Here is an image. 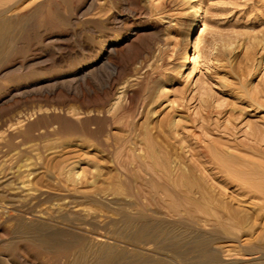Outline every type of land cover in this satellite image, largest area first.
<instances>
[{
  "label": "rangeland",
  "instance_id": "374dc122",
  "mask_svg": "<svg viewBox=\"0 0 264 264\" xmlns=\"http://www.w3.org/2000/svg\"><path fill=\"white\" fill-rule=\"evenodd\" d=\"M187 1L0 0V264H264L257 199L201 163L264 119V0H197L192 39ZM193 190L242 223L182 214Z\"/></svg>",
  "mask_w": 264,
  "mask_h": 264
},
{
  "label": "bare ground",
  "instance_id": "6f19581e",
  "mask_svg": "<svg viewBox=\"0 0 264 264\" xmlns=\"http://www.w3.org/2000/svg\"><path fill=\"white\" fill-rule=\"evenodd\" d=\"M5 1V0H4ZM187 1V0H186ZM191 4V8H190V14L188 15V18H187V33H188V39H192L195 37L197 31L201 28V25H202V16H203V13H204V10L202 8V6L198 3L197 0H188ZM187 1V2H188ZM19 2V1H18ZM27 2V1H26ZM188 2V3H189ZM3 4L5 2H2ZM1 4V3H0ZM19 4V3H18ZM17 5V4H16ZM88 5V4H87ZM4 7V5L2 6ZM11 7V6H10ZM79 7V6H78ZM92 7V6H91ZM90 7V8H91ZM77 8V7H76ZM6 9H0V17L4 19V16H2L1 14H3L5 12ZM2 22V21H1ZM159 32V31H158ZM197 38V37H196ZM117 41V40H116ZM197 44V43H196ZM110 50H114L113 47H110ZM101 53V52H100ZM109 54V53H108ZM102 58H105V57H102ZM107 58V57H106ZM193 58L191 57L190 53L189 52H186L185 56H184V59H183V66H187L189 65L191 62H192ZM139 73V72H138ZM90 74V71H87L86 73H84V75L82 77L84 78H87L88 75ZM87 76V77H85ZM83 79V78H82ZM81 79V80H82ZM124 84V83H123ZM72 88V87H71ZM123 88V87H122ZM209 92V91H208ZM205 94V93H204ZM207 94V93H206ZM207 96V95H206ZM239 102V101H238ZM248 103V102H247ZM247 106L251 107L250 109L251 110H255L257 107H261L262 104L260 103H250V104H247ZM139 111V110H138ZM206 112V115L208 116L210 111L209 110H205ZM219 111V110H218ZM204 112V111H203ZM244 113V112H243ZM249 113V112H248ZM200 114V113H199ZM220 114V113H219ZM235 115V114H234ZM238 115V114H237ZM201 116V115H200ZM236 116V115H235ZM240 118H241V114H239ZM203 117V115H202ZM201 117V118H202ZM233 115L231 114V116H229L227 118L229 124L225 126V132L230 135H234L235 131L234 130H237L236 133L238 131H240L241 129L238 128V124L240 123H243L241 122V120L237 123H235L234 121H237L239 118L237 117H234V119H232ZM237 119V120H236ZM163 120V119H162ZM234 120V121H233ZM263 121H261L260 124H258L257 122L254 124H249V130H244L243 134L245 136V139L244 141H241L242 143L240 144H236L234 145L236 147V149H240L239 146H242V150L243 151H246L249 153V155H247L245 157V152L243 154L244 157H241V156H238L236 154H232V163L233 162H238V163H243L244 165L247 166V169H243V165H240L242 167L240 168H236L234 165L231 164H228L227 163V159H222L220 158L218 155H216V152L213 151L212 149L208 150V149H204V150H201V156L203 157L206 156V159L204 161H201V160H198V163L199 161H201L202 165L205 164V163H211L214 165V168L217 169V172L221 174V176L224 178V181H229V183H235L236 185H239L240 186V193L241 196H248L249 198H255L257 199V203H252L254 204L252 207L255 208L256 210V213L257 214H262L264 215V119H262ZM234 122V123H233ZM246 122V121H245ZM241 125V124H240ZM239 125V126H240ZM243 131V130H242ZM211 132V131H210ZM180 133V132H179ZM236 135V134H235ZM227 136V135H226ZM236 137V136H235ZM222 138V137H221ZM220 138V139H221ZM231 139V138H230ZM233 139V138H232ZM196 140V139H194ZM225 140V139H223ZM229 140V139H228ZM234 140V139H233ZM232 141V140H231ZM186 142V141H185ZM225 143L227 144L228 141ZM233 143H236V139H235V142L233 141ZM239 143V141H238ZM188 144V142H187ZM196 145V144H195ZM197 146V145H196ZM233 146V145H232ZM230 146V148L232 147ZM191 147V146H190ZM228 147V146H227ZM60 148V147H59ZM66 148V147H65ZM226 149H229V148H226ZM235 149V148H234ZM216 150V149H215ZM218 150V149H217ZM186 152V151H185ZM193 155H197L199 156L200 154H198L195 149L193 150ZM229 153V150L226 151L225 149H220V154L223 155V156H229L228 154L226 153ZM77 153V152H76ZM200 153V152H199ZM203 154V155H202ZM240 154V153H239ZM191 155V154H190ZM230 156V157H231ZM62 157V156H61ZM196 157V156H195ZM195 157H193L195 159ZM257 157L259 160H256ZM95 158V157H94ZM202 158V159H203ZM230 163V162H229ZM200 164V163H199ZM202 167V166H201ZM211 166H209L210 168ZM246 168V167H245ZM205 170V169H203ZM209 170V169H208ZM214 170V169H212ZM30 171V170H29ZM207 171V170H205ZM28 172V171H27ZM80 172V171H79ZM216 173V172H215ZM219 175V174H218ZM217 176V175H216ZM219 177V176H217ZM23 178V177H22ZM2 179V178H1ZM91 181V180H90ZM4 183V182H3ZM21 183V182H20ZM221 183V182H220ZM23 184V183H22ZM27 184V183H26ZM29 184V183H28ZM168 184V183H167ZM227 184V183H226ZM230 185V184H229ZM220 186V184H219ZM222 187L224 186L221 185ZM42 187V186H41ZM221 187V188H222ZM24 188V187H23ZM226 188V187H225ZM17 190H19L17 188ZM21 190V189H20ZM192 191V189H190ZM189 190V191H190ZM28 191V190H27ZM32 191V190H31ZM55 191V190H54ZM53 191V192H54ZM196 192V194L198 193V195H200L201 197V202H198L196 203L197 201L200 200V198H197L199 200H197L195 197L192 198V199H196V202L193 200V201H188V199H186L188 201V203L190 204H184V206L181 208V213L186 215V216H191V217H195L196 215L198 216L199 214L203 215V219L201 222H203L204 224L206 225H209V226H212L213 228H220V229H223V230H226L228 231L229 233H231L230 231L232 230V228L234 226H237L239 223H242L241 220L243 219H240V215L237 213V208L236 210L235 209H231L229 206H226L224 207V205H220V203H214L213 200L207 198L206 199V196H204L202 194V192L198 191V190H193ZM23 192V191H22ZM19 193V192H17ZM191 193V192H190ZM55 194V193H54ZM188 194V193H187ZM186 194V195H187ZM192 194V193H191ZM194 194V192H193ZM193 194H192V197H193ZM195 194V195H196ZM27 196V195H26ZM107 196V195H106ZM188 197V196H187ZM18 198V197H17ZM21 198V197H20ZM101 198H103L101 196ZM108 198V196H107ZM189 198V197H188ZM191 198V197H190ZM191 199V200H192ZM104 200V198H103ZM106 200V199H105ZM25 201V200H24ZM117 201V200H116ZM108 202V201H107ZM192 204V205H191ZM223 204V203H222ZM57 205V204H56ZM3 207V206H2ZM229 207V208H228ZM47 209V208H46ZM253 210V209H252ZM4 212V211H3ZM1 212V213H3ZM20 212V211H19ZM64 212V211H63ZM227 213L228 214V217H226L225 219H220V217L222 216L221 213ZM5 213V212H4ZM3 213V214H4ZM9 213V212H8ZM255 213V214H256ZM41 214V213H40ZM118 214V213H117ZM32 215V214H31ZM90 215V214H89ZM94 215V214H93ZM221 215V216H219ZM253 215V214H252ZM4 216V215H3ZM42 216V215H41ZM61 216V215H60ZM205 216V217H204ZM219 216V217H218ZM210 217V218H209ZM253 217V216H252ZM255 217V216H254ZM19 218V217H18ZM100 218V217H99ZM98 218V219H99ZM219 218V219H217ZM259 218V216H258ZM258 218H257V221H258ZM183 219V218H182ZM27 221V220H26ZM37 221V220H36ZM110 221V220H109ZM241 221V222H240ZM255 221V220H253ZM264 221V220H263ZM34 222V221H33ZM147 222V221H146ZM197 222V221H196ZM105 223V222H104ZM26 224V223H24ZM28 224V223H27ZM26 224V225H27ZM137 224V223H136ZM163 224V223H162ZM188 225V224H187ZM147 226V225H146ZM157 226V225H156ZM191 226V225H190ZM260 226V225H259ZM194 227V226H193ZM57 228V227H56ZM154 228V227H153ZM264 228V227H262ZM99 229V228H98ZM198 229V228H197ZM156 230V229H155ZM202 230V229H201ZM204 231V229H203ZM258 231V230H257ZM207 232V230H206ZM98 233V232H97ZM111 233V232H110ZM210 233V232H209ZM2 234V233H1ZM101 234V233H100ZM147 232L146 233H143L140 235V241L139 243L140 244H143V245H146L148 242H150L152 240V236H147ZM228 234V233H227ZM226 234V235H227ZM239 234V233H238ZM4 236V235H2ZM114 236V235H113ZM259 236V240H261V243L260 245H258V247L262 248L264 245H262L264 242V238H261V235H258ZM104 237V236H103ZM118 237V236H117ZM220 237H222L220 235ZM81 238V237H80ZM89 238V237H88ZM102 238H97V242L98 243V248H97V253H96V256H97V259H100V261H104L105 259H108L107 257H110L111 256V252L109 249H107V245L105 243H102ZM123 239V237H122ZM170 239V238H169ZM224 239V238H223ZM253 239V238H252ZM90 240V238H89ZM226 240V238L224 239ZM231 240V239H230ZM95 241V240H94ZM119 241V239H118ZM178 242V241H177ZM258 242V241H257ZM254 243V242H253ZM258 243V244H259ZM257 245V244H256ZM23 246V245H22ZM144 247V246H143ZM249 247V246H248ZM251 247V246H250ZM111 249V247H109ZM252 248H254L252 246ZM144 250H147L146 248H143ZM204 249V248H203ZM213 249V248H212ZM218 251H223L222 249H219V247L217 248ZM112 251V250H111ZM216 251V250H215ZM94 252V251H93ZM117 252V251H116ZM22 253V252H21ZM259 254V253H258ZM16 256V255H15ZM27 255H25L26 257ZM120 256V255H119ZM118 256V257H119ZM28 257V256H27ZM19 258V257H18ZM21 258V257H20ZM259 258V257H258ZM23 259V258H22ZM34 259V257H33ZM23 260H28L27 258H24ZM22 260V261H23ZM32 260V258L30 259L29 258V261ZM33 261V260H32ZM31 261V262H32ZM149 260H147V258L144 257V255H138L136 254V256L134 257L133 261H132V264H147ZM105 262V261H104ZM130 262V261H129ZM263 262V261H262ZM223 264L221 260L217 259L216 261H214V264ZM23 264H24V261H23ZM26 264V263H25ZM29 264V263H28Z\"/></svg>",
  "mask_w": 264,
  "mask_h": 264
}]
</instances>
